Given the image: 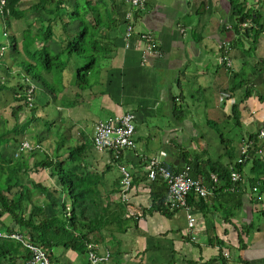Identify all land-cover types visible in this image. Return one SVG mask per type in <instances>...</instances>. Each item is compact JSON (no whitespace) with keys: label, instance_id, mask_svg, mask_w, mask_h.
I'll use <instances>...</instances> for the list:
<instances>
[{"label":"crops","instance_id":"0c3cea01","mask_svg":"<svg viewBox=\"0 0 264 264\" xmlns=\"http://www.w3.org/2000/svg\"><path fill=\"white\" fill-rule=\"evenodd\" d=\"M240 1L242 12L234 11L232 0H149L136 23L154 36L160 54L142 59L140 40L126 47L121 20L109 33L113 55L102 60L88 88L52 97L40 87L36 97L51 98L57 109L68 110L76 123L66 121L64 127L73 125L70 141L77 144L82 134L91 139L98 120L131 111L138 122L136 141L149 157L165 151L166 164L183 169L187 152L211 159L218 170H233L244 141L264 127V0ZM224 43L230 64L222 60ZM48 117L57 122L63 116ZM257 141L236 190L222 188L226 180L220 177L211 195L193 194V227L185 210L167 217L150 209L152 186L156 181L157 189L164 180L159 173L148 174L146 158L123 149L118 161L113 152L92 148L88 163L105 171L101 192L113 191L127 212L125 226L108 235L103 251L110 255L102 264H264V153L258 151L264 150V138ZM121 163L133 171L127 202L120 199ZM53 251L62 264H88L72 248Z\"/></svg>","mask_w":264,"mask_h":264},{"label":"trees","instance_id":"16d2710c","mask_svg":"<svg viewBox=\"0 0 264 264\" xmlns=\"http://www.w3.org/2000/svg\"><path fill=\"white\" fill-rule=\"evenodd\" d=\"M232 3L234 11H243L240 0H232ZM128 7V0H33L29 5L25 0H0V56L5 55L11 61L0 60V69L8 75L15 70L19 77L17 82H13V75L0 77V94L13 91V101L8 105H11L14 118L11 128L0 130V231L18 232L29 242L37 243L52 264H62L53 251L59 246L78 253L93 248L103 254L102 246H108L110 231L125 226V217H121L119 210L124 214L126 208L115 200V194L111 195L113 191L106 195L101 192L99 184L105 171H96L88 163L91 139L82 134L80 143L70 141L72 124L64 127L65 135H49L47 143L40 134L42 131L34 133L33 140L26 137L35 120L45 125L52 120L48 117L46 122L39 117L42 114L37 112L36 95L32 96V105H28L27 89L31 86L28 77L36 83L37 89L33 93L41 87L37 84L40 82L52 97L74 87L88 88L94 69L113 55L116 46L109 33L121 20L124 21V14L120 13H126ZM247 16L248 12L242 20L246 21ZM23 114L25 117L21 120ZM5 118L0 109V119L6 122ZM52 127L48 125L46 131L53 132ZM257 137H251L252 149L257 147ZM26 138L31 140V149L24 146ZM52 138L56 141L51 148ZM184 156L193 177H203L209 182L210 173L216 171L226 180L222 188L227 186L232 170L226 167L218 170L211 159L203 161L187 152ZM168 165L175 171L182 169L171 163ZM41 168L50 171L57 179L56 184L50 181L45 185L32 177V172ZM233 170L242 172L243 163L237 161ZM251 182L256 184V179ZM155 183L150 209L171 217L179 209L171 210L163 204L168 185L163 182L153 190ZM47 192L60 193L57 214L46 212L45 205L55 203V197H47ZM193 194L192 191L187 197L190 205L195 201ZM64 195L71 199L70 204L66 198L62 199ZM7 215L8 221L5 220ZM28 254L23 242L0 236V264H24Z\"/></svg>","mask_w":264,"mask_h":264},{"label":"built area","instance_id":"2783aa9c","mask_svg":"<svg viewBox=\"0 0 264 264\" xmlns=\"http://www.w3.org/2000/svg\"><path fill=\"white\" fill-rule=\"evenodd\" d=\"M148 1L128 0L131 9L124 15V42L126 46L137 45L136 43L139 40L141 43H144L143 59L146 58L148 52H160V45L154 39V36L147 30H138L136 23V15L146 10ZM224 46L227 47L225 43L222 48H226ZM226 52L227 48L223 49L222 60L230 64L231 60ZM135 133V114L128 111L114 119L98 121L94 129V142L99 149H112L116 158L124 148L133 150L137 155L146 158L149 165L148 174L153 175L159 173L168 185V192L164 197L163 204L171 210H185L188 224L190 227H193L196 223V216L193 213L192 206L187 202L188 195L193 191L199 197L206 198L216 189L217 184L220 182V176L216 172H212L210 174V180L207 182L204 178L193 177L190 173V165H185L180 171L171 169L165 162L166 152L160 151L159 154L149 157L142 148H139ZM258 137L264 138V127L259 130ZM252 145V139L244 141L241 156L238 159L239 164H242L249 157ZM258 151L260 154L264 153L262 148H259ZM120 170L122 173L121 197L123 201H128L130 199V193L134 188L133 171L124 165H120ZM241 175L242 172L239 170H232L230 175L231 184H227L226 188L236 190L241 180ZM254 190H256V187H254ZM24 243L33 251V259L30 261V264H51L48 256L40 246L29 241H24ZM224 255L228 256V251H224ZM93 256L91 254V257ZM93 258V264H97V260L95 257Z\"/></svg>","mask_w":264,"mask_h":264},{"label":"rangeland","instance_id":"374dc122","mask_svg":"<svg viewBox=\"0 0 264 264\" xmlns=\"http://www.w3.org/2000/svg\"><path fill=\"white\" fill-rule=\"evenodd\" d=\"M25 1H26V4H28V5L31 2H33V0H28V1L25 0ZM260 20H261L260 21L261 23L262 22L264 23V14L261 16ZM7 61L11 62L10 59H8V58H7ZM96 71H97V69H94V74L96 73ZM14 72L16 73V71H14ZM15 73H11V76L13 75V78H14L13 82L19 81V77L18 76L16 77ZM3 76L8 77L10 75H8L3 69H0V77H3ZM74 76L75 75H72V77H74ZM37 84H40L41 87H43V85L40 82H37ZM12 93H13V91L11 90V91H8L6 93L0 94V101H1L0 109H1V113L3 114V116L5 115V117H6L5 118L6 122L2 121V119H0V130L6 129V128L7 129L11 128L13 126V124H14V118H13L12 113H11V105H8V104L12 103V101H13ZM50 95H51V93H50ZM43 97L44 96L37 97V100H36L38 108H39L37 110V112L39 113V115L42 114V116H39V117L43 118V119H46V116L48 114L50 116L55 114V115H59V117H60V115L63 116V117H61V119L58 118V120H57L58 122H54L53 121L54 119H52V120L50 119L51 121H49V123L46 124V125L43 124L42 121H40V120H35L31 124L30 130L26 133V137L33 140L34 139L33 138V134L36 133V132L42 131L40 134L43 136V141L47 143L48 142L47 138H48L49 135H51V137L52 136L56 137V135H58V136L59 135H65L67 133V132H65L63 130L64 129V125L66 124V121L67 122L70 121L71 123H74V124L76 122H75V120H73L71 118V116L68 115V110L66 108L57 109L51 98L49 99V101H50L49 102L47 100L48 98L44 97V99H43ZM5 103H7L8 106H3ZM46 112H47V114L45 115ZM24 117H25V114L22 115L21 120H23ZM45 121L47 122L48 120L46 119ZM62 121H64V124H61ZM136 122H137V120H136ZM54 124H55V126H54ZM137 124H138V122H137ZM48 125H52L53 126L52 129H51V130H53V132H51V131L49 132L48 130L46 131V129H48ZM77 128H79V125H78ZM212 131L215 132V130H212ZM223 132H225V131H223ZM55 141H56L55 138H52L51 148L53 146H55ZM71 142L75 143L74 140H71ZM43 147L46 150V144H44ZM92 148H94V147L92 146ZM115 172H116V169L110 171L109 173H110L111 176H114ZM31 175L36 180L40 181L41 183H44L45 185H48L50 183V181H57V179L51 177L50 171L48 169H46V168H41L40 170L33 171ZM48 175H49V177H47ZM54 193L55 194L52 195L53 194L52 192L51 193L47 192V197H49L51 195L55 197V203L54 204H52V205H47L46 204L45 205L46 212L49 215L57 214L60 211L59 207H58V206H60V205H58L60 203V202H58V198H59L60 193H58V192H54ZM8 217H9L8 215L5 216V220L8 221L9 220ZM78 256L83 258V259H87L89 254L87 252H84V253L80 252V253H78Z\"/></svg>","mask_w":264,"mask_h":264},{"label":"bare ground","instance_id":"6f19581e","mask_svg":"<svg viewBox=\"0 0 264 264\" xmlns=\"http://www.w3.org/2000/svg\"><path fill=\"white\" fill-rule=\"evenodd\" d=\"M130 8H131V5H130ZM127 47V46H126ZM143 51H144V49H143ZM148 53H154V52H148ZM148 53L146 54V58H147V55H148ZM155 53H157V52H155ZM159 54H160V52H158ZM143 55V54H142ZM145 58V59H146ZM142 59H143V56H142ZM144 59V60H145ZM15 71V70H14ZM10 74V76H11V73H9ZM28 79L30 80V82H31V86L27 89V93L28 92H34V90L35 89H37L36 88V83H35V81L31 78V77H28ZM33 97H28V100H27V102H28V105L29 106H31L32 105V103H33ZM134 113V112H133ZM135 114V113H134ZM117 117V116H116ZM115 117H113L112 119H114ZM100 120H107V119H100ZM100 120H98V121H100ZM97 121V122H98ZM96 122V123H97ZM96 123L94 124V128H93V131H92V136H91V143H92V146L94 147V149L95 150H107V151H109V152H113V156H114V158L116 159V160H118V161H120V159H121V156H122V153H123V150H122V152L120 153V155L116 158L115 157V153H114V151L112 150V149H110V148H108V149H99L96 145H95V142H94V129H95V125H96ZM135 124H136V115H135ZM27 139V138H26ZM30 141L31 140H29V139H27L26 141H24V146H28L29 147V149H31L32 148V146L30 145ZM125 149V148H124ZM119 165H124V166H126V167H128L126 164H124V163H121V164H119ZM129 168V167H128ZM130 169V168H129ZM119 170H120V166H119ZM132 170V169H131ZM120 172H121V170H120ZM158 174V173H157ZM51 177H52V175H51ZM53 178V177H52ZM54 183V182H53ZM55 184V183H54ZM121 185H122V173H121ZM120 199H122V197H121V186H120ZM0 236H2V237H7V238H14V239H17V240H19V241H21V242H24V241H26V237L24 236H22L20 233H18V232H14V233H10V232H6L5 230H3L2 232H0ZM36 245H38L37 243H36ZM39 246V245H38ZM41 247V246H40ZM42 248V247H41ZM26 249H28V251H29V254H28V258L25 260V262H24V264H30V261L33 259V251L30 249V248H26ZM43 249V248H42ZM44 250V249H43ZM45 252V251H44ZM91 254H93L94 256L93 257H95V259L97 260V264H102L106 259H108L109 258V255H110V252L109 251H106L105 253H103V254H98L95 250H93V251H91ZM47 255V254H46ZM48 256V255H47ZM49 258V257H48ZM49 261L51 262V260H50V258H49ZM52 264V263H51ZM89 264V263H88ZM91 264V263H90ZM92 264H93V261H92Z\"/></svg>","mask_w":264,"mask_h":264},{"label":"clouds","instance_id":"9594fccd","mask_svg":"<svg viewBox=\"0 0 264 264\" xmlns=\"http://www.w3.org/2000/svg\"><path fill=\"white\" fill-rule=\"evenodd\" d=\"M124 22V21H123ZM124 40V39H123ZM125 43V42H124ZM0 60H6L7 61V58H5V55L3 56H0ZM36 95V93H32V92H28L27 93V97H32V96H35ZM120 116V115H119ZM116 117V116H115ZM111 118H113V117H109V118H107V120H109V119H111ZM212 173V172H211ZM210 173V174H211ZM201 178H203V177H201ZM205 179V178H204ZM207 181V180H206ZM165 182V181H164ZM134 186V185H133ZM127 202V201H126ZM179 210H183V209H179ZM126 216H127V212H125V214H123V216L121 215V217L122 218H126ZM1 230V229H0ZM0 232H2V231H0ZM102 234L103 235H107V233L105 232V231H102ZM26 241H28L27 239H26ZM23 244H24V247L25 248H27V246L25 245V243L23 242ZM34 244H36V243H34ZM104 246H106V245H103L102 247L104 248ZM94 249L93 248H91L87 253L89 254V256H88V263L90 264H92V261H93V257H91V251H93ZM106 251H108L107 249H106ZM78 253V252H77Z\"/></svg>","mask_w":264,"mask_h":264}]
</instances>
